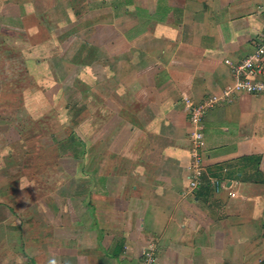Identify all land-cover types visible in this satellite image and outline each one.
Wrapping results in <instances>:
<instances>
[{
  "label": "crops",
  "instance_id": "obj_1",
  "mask_svg": "<svg viewBox=\"0 0 264 264\" xmlns=\"http://www.w3.org/2000/svg\"><path fill=\"white\" fill-rule=\"evenodd\" d=\"M263 27L264 0H0V93L50 102L33 129L0 102V264H142L151 241L157 264H264V91L206 113L181 193L183 96L233 84Z\"/></svg>",
  "mask_w": 264,
  "mask_h": 264
},
{
  "label": "built area",
  "instance_id": "obj_2",
  "mask_svg": "<svg viewBox=\"0 0 264 264\" xmlns=\"http://www.w3.org/2000/svg\"><path fill=\"white\" fill-rule=\"evenodd\" d=\"M256 49L248 56L235 62L226 59L231 67L235 81L226 87L219 94H212L204 97L201 101L195 102L189 94L183 96L185 108L190 114L192 129L189 137L191 140L189 181L182 190V196L187 197L194 193L201 183L203 175V149L205 147L204 117L206 113L221 101L231 102L234 94L239 91L260 93L264 91V27L257 36ZM235 195V193H231ZM157 243L151 241L143 249L142 264H157Z\"/></svg>",
  "mask_w": 264,
  "mask_h": 264
},
{
  "label": "rangeland",
  "instance_id": "obj_3",
  "mask_svg": "<svg viewBox=\"0 0 264 264\" xmlns=\"http://www.w3.org/2000/svg\"><path fill=\"white\" fill-rule=\"evenodd\" d=\"M17 70H18V68H15L14 74H13L14 75L13 78L14 79L16 78V80H17V78H20V77L23 76L22 73L17 72ZM30 81L32 82V80H30ZM24 86L25 87L23 88L22 85L21 86L15 85V86L11 87L10 89H8L7 91L1 92L0 93V102L2 104H4L5 100H7V103L11 104L14 109H19L20 107L23 108V109H25V108L28 109L29 107L32 108V106H34L35 108L32 110L34 115L30 116L28 119L25 118L26 121L29 122L28 125L30 126V128L33 129V127L37 126V124H38V122H37L38 121V119H37L38 115L37 114L39 113V111H38L37 108H39V106H41V108L46 107V106H43V105H47V104H48V106H50V102H48L47 100H45L44 102H41V101L37 102L36 100H34L35 99V98H33L34 96H29L30 100L29 101L26 100L27 99V93L31 92L32 90L31 89L28 90L29 88H28L27 85H24ZM63 109H64V107H63ZM51 114L52 113L50 112L49 115L46 118H44V117L40 118V120L43 119L42 122L44 121L45 122L44 124H47V127L49 129H51L53 127L51 125L52 124ZM18 122H20V121H15V123H18ZM65 122H62V123H65ZM18 129L21 130V124L20 123H19V125H17V127L14 128V133H13L14 136L17 139H19V137L21 136L20 132L18 131ZM40 136H41V134L39 135V137ZM28 137H30V139H31V141L29 143L30 146H28L27 141H26V143L23 142V141H21L20 143H22V146H24L26 148L25 151L29 152V155L27 157L35 159L39 155V154L36 153V148L37 147H36V143H34V142H36V135H30ZM41 141H43V138L42 139L40 138V142ZM31 142H33V143H31ZM18 154L21 155V153H18Z\"/></svg>",
  "mask_w": 264,
  "mask_h": 264
}]
</instances>
